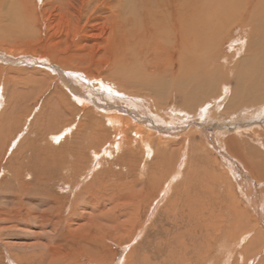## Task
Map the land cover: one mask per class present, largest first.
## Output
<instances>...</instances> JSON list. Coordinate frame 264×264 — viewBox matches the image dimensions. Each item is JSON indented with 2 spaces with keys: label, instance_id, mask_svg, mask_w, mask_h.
<instances>
[{
  "label": "bare ground",
  "instance_id": "6f19581e",
  "mask_svg": "<svg viewBox=\"0 0 264 264\" xmlns=\"http://www.w3.org/2000/svg\"><path fill=\"white\" fill-rule=\"evenodd\" d=\"M53 1L54 5H52L51 2L50 5L54 7L56 11H62L71 16L73 15L78 20L83 16L92 14H94V18H105V21L103 23L106 24L107 31L106 29L104 30L106 32V37L103 41H105V44L108 46L107 49L103 51L104 54H106L105 56L107 58V61H105L108 65V67L106 68L107 72L105 74L107 75V73H109V77L111 76L110 78L117 83V86L122 90V92H128L127 94L131 93L132 97H127L129 98L127 100L121 99V101L118 102L117 100L112 99L107 100V97L106 99H104L105 101H101L98 103L94 102L95 113L103 116L105 118V123L107 124L106 125L103 123V125H110L112 129L114 137L111 140L105 138V132L100 128L99 124V127L97 126L98 129L94 134L96 135L95 137H93L92 135L95 128L92 132H85L87 134V138L91 137L92 135L93 139L95 138L94 141L90 143L87 142L86 145H81L80 143H78L76 150H74L75 152H72L74 155L69 156V158L65 156H59L58 154H56L57 152L51 153L53 154L52 156L47 157L46 154V157L43 156L40 158L38 156L34 157L32 153L23 154V151L21 152V160L19 164L16 165L17 167L15 169L11 168V164L7 163H4L3 167L0 162V169L5 173H10L12 177L11 182L15 184L14 186L17 185L18 188H20L23 192L22 194L18 193L14 195V193L12 195L11 186L5 188L6 190L0 191L1 194H3L1 197L2 199H0L1 204L4 202L7 203V200H10L11 198H8L10 195L15 196L14 198L16 199L15 201L11 200L13 201L14 204H12L14 206L9 204L4 208L6 211L5 215L3 214V211H1L4 209H0V221L16 222L17 219L19 220L22 218L25 219V222H27L28 219L30 221H33L32 223L38 220L41 224H43L46 220L51 221L49 215L47 214V209H49L52 213H57L58 211L56 210V208L59 207V204L60 207L64 205V203L61 201L63 199L62 195L61 197H56L51 190V186L56 183H58L59 185L61 184V187L59 188L60 190H62L63 196H66L67 194L71 195V201L72 203H74V206L75 204L82 203L86 204L89 207L91 206V209H94L93 212L91 211L90 213H88L89 216L85 221L86 223L83 224L87 225V227H90L89 230H91V234L89 233L90 239L85 238L88 240L87 244L89 246L88 248L90 252L86 251L87 256L85 255L84 251L83 254L88 258V260H90L94 264H97L96 262L104 261V249L107 250L106 247L108 248L109 242L123 243L122 240L124 239H128V241L130 242L136 240L138 234L133 237L134 232L137 231L135 226L140 225L141 227L142 221L140 220L139 214L140 212H142L143 206L150 205V203L153 202L152 192L154 188L152 182L155 179L154 174H157L158 181H160L163 176V179L165 178L166 180L163 188L165 189V192H168V189H173L174 182L179 178L180 180H182V184H184L186 180V186L183 189L177 188L178 190L186 191L185 197H182V199L179 200L186 205L183 204L180 210L176 208V210H174L173 207L176 206V202L173 201L163 212L166 220L168 221V224L176 226L186 225L183 233L178 234V241L182 242L190 235L192 236L191 239L196 240V242H193L192 245L194 246V249L196 250L198 255L199 260L197 259V262H206V260L204 259L208 256L209 252H211L212 249L214 250L216 248H219V251L217 249L218 254L213 257V259L217 258V256L220 258L222 254H226L228 258L222 260L223 256H221L222 261L219 259H215L218 262L214 263H231V259H229V256L233 253L232 251L234 250L236 245L241 247V244H243L239 242L238 239L235 241L233 236L236 237V235H240L241 238L242 235L243 240H245L249 235L250 237L248 238L247 242L245 241L247 243H245L246 246L239 249L240 255H244L242 257L243 259L241 258L242 263H239H254L255 260L253 258H249V256L254 250H256V241H258L259 239L257 235V225L254 223H250L248 215H246L244 211L241 210L242 208L238 202L239 198L237 199L236 197L237 194H235L232 190L233 188H235V186L238 187L246 202L251 205L254 204L255 206V203H253V196H251L255 194L252 191L254 180H252L251 178L264 177V144L261 141V139L263 138H260L261 136H264V131L262 129V131L256 130L254 132L248 130L249 132L245 133L246 135L244 138L243 136H241L243 135L241 132L236 133L237 135L233 137L230 136L231 134L229 135L230 137H228L227 135L228 138H225L226 136L220 134L219 137L218 135L215 136L213 134L210 136V134H207L203 129L202 131L198 130L200 136H202V138L200 139L193 138L192 130L189 132L186 131L187 133H185L184 135H179L178 137L171 138V136H174L173 134H170V137L164 136L161 133L158 134V132H150L148 128L146 129V127L144 128L143 126H147V122H161L159 124H164L165 120H163L164 118L162 117V113L157 108L160 107L162 103L166 104V102H169L166 99V96L168 95H171L174 101H177L175 105V108L177 110L175 112L179 114L178 117L180 118V120H186L188 116H192L196 112H199L202 117H204L205 115H210L212 112L211 106H214V104H218V106H221V108L225 110H231V108L236 107L235 105L239 103L236 102V95H238L237 100L241 99V97H245L246 103L252 102V105L261 103V101L263 100V98L261 100V97L264 93V0H139L141 2L129 4L130 7L128 3H126L127 0H123L124 3H119V1L116 3L114 2V0ZM136 4H139V6L137 7ZM39 6V1L36 0H0V35L2 34L0 37L5 40L6 38L4 37V33L13 38L17 36L21 37L20 32H25L26 34L30 31V33H32L34 31L32 27L34 26H36L37 29H40L41 25L44 24V20H42L41 22L39 21L37 9H39L40 13L43 14V11H45L46 8L43 7L42 9ZM2 12L8 14L10 20H5V16H3ZM38 34L40 33L37 32V35ZM234 40H238V43L236 44H239V46L235 50L236 54H241L243 51L245 53L243 54L244 58L238 60L241 65H245L244 69L240 68L243 70V78L244 80H246V82H244L245 85L243 82H239L237 80L238 77H236L234 81H231V78L229 77L230 70H228L230 68L227 69L228 71L225 72L226 74L224 73L226 77L225 82L221 79L223 77L218 76L217 72L214 75L212 74L213 72H209L210 74L208 75H204L202 72L201 74H203V77L200 76V79L192 76L193 70L197 72L199 68L201 69V67L203 66L206 67L208 63L210 64L213 59L215 60V58H218V56H222L223 49L227 44L231 43ZM104 54H102L103 57H105ZM52 56L53 59L54 57L63 59L64 63L66 64H70V60H73L72 58H70L71 56L66 53H64L63 55L54 53V55ZM100 57L102 56L98 55V58ZM250 59L252 60L251 63L247 64L249 62L247 60ZM98 67L96 66V69L98 71L101 69L103 72H105V69H102L103 67ZM148 69H150V73L147 74L146 77ZM74 74L78 73H73L71 76H73ZM2 75L3 74L0 73V80L1 78H4L3 83H1L0 81V104L2 103L3 99V88L4 86H8L9 81L11 80L10 85L12 87L13 94V96H11V102H13L14 99H16L18 104H21L22 102L21 105H25L24 107H26L25 116L28 117V114L32 111V107L30 106L31 104L29 105L30 102L27 103L28 98L30 97L28 94L32 95L29 87L30 85L32 86V88H34L33 86H37L34 83H30L29 76L32 75H25L23 77L20 76L21 74L11 75V77ZM36 79L41 80L43 78L40 77ZM219 79L222 82H220ZM69 80L70 79H65L64 84L72 93L76 87L71 82H68ZM216 82L218 86H220V92L214 90L217 87ZM19 84H21V86H19ZM142 88L146 89L144 91V98H146V95L148 94L154 95V100L153 102H151L153 104L152 106L144 104L145 100L143 98H139L141 94H143L141 93ZM45 90H47V86L42 89L40 88L39 93L38 91H36L37 94H34L35 104L39 102V100H42V94ZM200 90L201 92L198 93V91ZM104 94L106 93L104 92ZM111 94L115 95L113 93ZM136 94L139 95L138 98H134L136 97ZM206 96H209L211 98L210 102L209 100H205ZM77 99L80 98L77 97ZM158 101L161 102L158 103ZM84 102L83 105H80V109L82 112L81 117H87L88 115H90L89 118L91 120V124L94 125V119L98 115L96 116L95 113L90 108H88V106L85 105ZM56 105H58V107H55L57 109L60 108L61 110H63V113L65 109L68 110L67 103L65 102V99L63 97L57 96ZM10 106L14 107L12 103H10ZM143 106H146V108ZM154 106H156V108ZM113 108H119L120 111H123L124 113L127 112L129 114V117L124 118L119 113V115H117V113H111L112 111L110 112V109ZM14 110H11L10 112L8 111V114L7 112L4 113H6L8 116L9 114H13V112H16V109ZM240 110L241 109H239V111ZM253 112L255 113H253L254 116H256L257 118L260 113L264 112V110L260 109L259 111L255 110ZM144 115H146V118L144 117ZM135 117L143 119L142 121L141 119H139L143 126L131 125V121L133 120L132 118ZM167 117L169 119V116ZM100 120L101 119H98V123L100 122ZM238 121H241V119H239ZM141 123L139 122V124ZM65 126L66 128H64V130H59L60 132L55 130L51 133V135L53 136V139H51L53 141L52 145L59 140L61 142V139L64 138L63 136H69L73 133V131L77 129L81 130L85 127L84 123L80 122L79 120L76 122L73 121L72 123L66 124ZM164 126L168 127L167 125ZM87 130L89 129L87 128ZM85 133H83L84 137L86 136ZM10 135H12V132L10 133ZM237 139H240L239 142ZM7 140L12 141V139L10 138ZM154 141L156 142L158 148H162V154L164 155V157L162 155V161L159 160V165L157 164V161L156 164L154 163L155 165H157V171L152 174L149 173L147 178L142 182H139L136 176L132 179L130 178L127 181H122L120 177L123 174H134L133 168L135 167V165L138 168V165L134 162L133 163L135 165H133L131 161H128L126 163L124 162V160H122V166L129 165L128 170L124 172H114V169L112 170L114 161L120 160L116 155H113V157L115 156V159L113 157L112 159H110L111 153L118 154L120 151H123V155L129 154L130 156L136 158L135 155L137 154L138 156V152L135 153L136 150H134V147L137 146V149L140 152L144 151L146 155L150 157L154 155L155 157V149L158 148L155 147L154 149ZM218 142H225L224 145L226 147V150L223 147V162H225V165L223 166L218 164V159H215L214 161L212 156H210V153L206 152V146L211 143L212 148L218 149ZM81 143H83V141ZM50 145L51 144H49L48 146L47 143L49 149L52 150L51 148L53 146L51 145L50 147ZM254 147L256 149H253ZM261 147H263V150L261 149L259 153L257 149ZM22 148V146L20 148L18 147V150L20 151ZM84 152H89V159L85 158ZM181 153L183 155L181 156V163L176 167L174 165L178 163V157ZM160 154L158 156H161ZM164 160L168 161V163L164 162ZM87 161H89L88 164L85 163ZM118 161L115 164L116 166L120 164ZM142 161L144 162L145 160ZM105 162L109 164L106 168ZM37 163H39V165ZM191 163H195L196 166L198 165L200 167L201 173H196L194 168L191 169L192 167L189 165ZM154 164H152L151 167ZM171 164L174 167L170 166ZM187 164L188 169L186 170L184 168ZM144 165L145 164H142L141 167L144 168ZM242 166L243 172H240V168ZM110 172L112 173V175H114V177H112V175L109 176ZM167 172L170 173L168 175L169 177H165L167 175ZM6 178L7 176L3 177L2 179L0 177L1 182L7 180ZM126 178H128V176ZM192 181H194L195 184H191L190 182ZM42 184L43 186L41 187ZM192 185H196L194 190L192 188V190L194 191L193 194H191L192 192L189 189V187H192ZM215 186L220 190L219 192H217V194L214 192ZM25 187H28V190L24 189ZM175 191L177 190L175 189ZM187 191L190 193V195L187 194ZM204 193L207 195L206 199H204ZM181 194L184 195V192ZM257 199H259V197ZM257 199L256 202H258V205H256L254 209L257 211V214L263 215L264 205L262 201H264V198L260 197L258 201ZM67 201L69 202L70 199ZM99 204H102V206ZM155 204H157V202ZM260 204L262 205L260 206ZM41 206H47V209H42L40 212L35 210V212L33 211L35 207L37 208ZM239 206L241 209L239 208ZM60 207L59 209H61ZM28 209H32L33 213H30L29 215ZM184 209H186L188 212L184 213ZM27 210L28 212H26ZM116 210H118V213H115L117 212ZM179 211L180 216L176 214L179 213ZM111 213L116 217L112 218V222L108 225L106 218H108V215H111ZM220 213L226 214L228 218L226 217V215H224L225 218H222V216L220 217ZM179 221L181 225L178 224ZM225 221H227L228 223L227 228L225 225ZM52 223L54 224V222ZM85 227L86 226H83V228ZM192 227L195 228V231H200V234H195V231L192 229ZM79 230L80 226H77L73 229V232L76 233ZM52 231H56V227H53ZM184 234L185 238L183 237ZM71 238L73 237L71 236ZM76 238L77 240H81L80 236H76ZM212 240L213 244L210 242ZM217 241H223V243L218 245L217 243H215ZM225 243H227L228 246H225ZM239 243L241 244L239 245ZM186 244L185 242H183L180 245L182 247ZM34 247H36L35 249H43V251H40V257L41 255L47 257V253H43L44 250L46 252L47 248L50 249L53 246L51 245V243L49 244V246H47L46 243L38 244ZM226 247H229V249L233 250L229 252V249L227 250ZM53 248L56 251V248ZM186 248H188V244L186 245ZM30 251L31 250H29V252ZM53 254L54 253H51V257H49L51 258L50 260L53 264H57V262H59V264H70L67 261L65 263H61L64 255L60 257L58 256V258H56L52 257ZM17 255L15 254V256ZM23 255L22 257H24ZM53 256H55V254ZM36 257L38 256H33L34 260L37 259ZM28 258H30V256H28ZM20 259L19 257L17 258L18 263L20 262ZM34 260L32 261V263L35 262ZM186 260L188 259L186 258ZM21 261L23 262V260ZM124 261L126 262V259L123 256L121 261H118V263L120 262V264H124ZM32 263L30 262V264ZM37 264H46V260H41V263L38 262Z\"/></svg>",
  "mask_w": 264,
  "mask_h": 264
},
{
  "label": "rangeland",
  "instance_id": "374dc122",
  "mask_svg": "<svg viewBox=\"0 0 264 264\" xmlns=\"http://www.w3.org/2000/svg\"><path fill=\"white\" fill-rule=\"evenodd\" d=\"M36 1H39V4H40L39 7L40 8L43 9V7H44V8H46L45 11H47V12L43 11L44 12L43 13L44 15H43L40 13L39 9H37L39 21L41 22L42 20H44L43 21L44 24L41 25V28L37 29V27L34 26V27H32L34 30L32 33H30V31L26 34H25V32H20L21 37H19V36L14 37V38L9 37L6 33H4V37L6 38L5 40L2 37H0V56L2 57V58L0 57V71H2L0 73H2L6 77H11V75H19V74H21L20 76L23 77L25 75L31 74L33 77L29 76L30 83H32V84L34 83L35 85H37V86H33L34 88H32L31 85L29 87L32 95L28 94L30 97L28 98L27 103L30 102L29 105L31 104L30 106L32 107V111L28 114V117L25 116L26 107H24L25 105H21L22 102H21V104H18L16 99H14V98H13L14 101L11 102V98H12L11 96H13L12 87L10 85L11 80L9 81L8 86H4V88H3V99H2V103L0 104V126H1L0 127V135H1L0 136V162L2 165L4 163L11 164V168H14V169L17 167L16 165L19 164L21 157H22L21 152H23V151H24L23 154H29V153L31 154L32 153L34 157L38 156L40 158L43 156L46 157V154H47V157L52 156L53 154H51V153H56V152H57L56 154H58L59 156H65L67 158H69V156H73L74 155L73 153L75 152L74 150H76L78 143H80L81 145H86L87 142L90 143V142L94 141L95 138L93 139V137L96 136L94 134H95V132L99 126L101 129L104 130L105 138L111 140L114 137L113 136L114 134L112 133V129H111L110 125L106 126L107 124L105 123V118L103 116H100L97 113H95L94 102L98 103L101 101H105L104 99H106L107 97H108L107 100L112 99V100H117V102L121 101V99L127 100V99H129L127 97H132L131 93L127 94L128 92L127 93L122 92V90L117 86V83L114 82L110 78L111 76L109 77V75H108L109 73H107V75L105 74L107 72L106 68L108 67L107 62H106L107 58L105 56L106 54H104V52H103L108 47L105 44V41H103V40H105V37H106V35H105L106 32L104 31L106 29V24L103 23L105 21L104 20L105 18H103V17L102 18L101 17L100 18H98V17L94 18V14H92V15H88V16L87 15L83 16L81 19L78 20L73 15L71 16V15H68L67 13L62 12V11H56L54 9V7H52L50 5V2L52 5H54L53 0H50V1L49 0H46V1L45 0H36ZM118 1H119V3H124L123 0L122 1L121 0H114V2H116V3ZM143 1H145V0H143ZM147 1H149V0H147ZM135 2L139 3L141 1H139V0H127L126 1V3H128V5L134 4ZM136 5H137V7L139 6V4H136ZM129 7H130V5H129ZM2 14H3V16H5V20L6 19L10 20V17L8 14H5L3 12H2ZM3 16H2V18H3ZM94 24H96V25H94ZM106 31H107V29H106ZM37 32L40 34L37 35ZM22 36L24 39L26 37V39L24 40L22 38ZM237 41L238 40H234L231 43L227 44L226 47L223 49L222 56H218V58H215V60L213 59V61H211L210 64L209 63L207 64L208 66L206 65V67L203 66V67H201V69L199 68V70L197 72H195L193 70L192 76L200 79L201 78L200 76H202L203 74L208 75V74L213 72L212 74L214 75L217 72L218 76L223 77L221 79L225 82V79H226V77H225L226 73L225 72L230 70V76L229 77L231 78V81L232 80L234 81L235 78L238 77L237 80L239 82H243V83L246 82V80H244V78H243L244 74L242 73L243 72L242 69L245 68L244 67L245 65H241L238 62L239 59L244 58L243 54H245V53L243 51L241 54H236L235 50L239 46V44H236V43H238ZM233 44H235V45H233ZM54 53L55 54L58 53L59 55H63L64 53H66L69 56H71L70 58H72L73 60L72 61L70 60V64H66V63H64V60L61 58L54 57V59H53L52 55H54ZM102 54H104L105 57H103ZM98 55L102 56V57L98 58ZM31 59H34V60H31ZM98 59H99V61H98ZM247 61H249L247 63V64H249V63H251L252 60L250 59ZM219 62L222 64H220ZM97 64H99V65H97ZM105 65H107V66H105ZM96 66L97 67L98 66L103 67L102 69L103 70L105 69V72H103L101 69H100L101 71L100 70L98 71L96 69ZM217 68H218V70H217ZM228 68H230V69H228ZM240 68H242V69H240ZM98 69H99V67H98ZM77 71H79V72H77ZM218 71H219V73H218ZM101 72H103V73H101ZM202 72H203V74H201ZM205 72H206V74H205ZM71 73L72 74L78 73V74H74L73 76H71L72 75ZM144 73H146V72H144ZM149 73H150V69L147 70L146 77H147V74H149ZM35 77L36 78L42 77L43 79L39 80V79H36ZM3 79L4 78H1V80H0L1 83H3ZM65 79H70L71 81L69 80L68 82H71L76 87L72 93L70 90H68V87L65 86V84H64ZM36 80H38V81H36ZM42 80H44V81H42ZM91 81H92V84H91ZM219 81L222 82L220 79H219ZM39 82H41V83H39ZM216 84H217V82H216ZM100 85H102V86H100ZM109 85L111 88L109 87ZM244 85H245V83H244ZM19 86H21V84H19ZM46 86H47V90L44 91V93L46 92L45 94L44 93L42 94V96H43L42 100H39V102H37L35 104L34 94L36 95L37 94L36 91H38V93H39L40 88L42 89ZM216 86L218 88L216 87L214 90L219 91L220 86H218V84ZM112 88H113V90H112ZM145 90H146L145 88L141 89V93H143V94H141V96L139 98L140 99L143 98L145 100L144 104H148L149 106H152L153 104L151 102H153V100H154V95L148 94V95H146V98H144V95H145L144 91ZM104 92L106 94H104ZM199 92H201V90L198 91V93ZM111 93H113L115 95H112ZM57 96L63 97L65 99V102L67 103V107H68L67 109L68 110L65 109L64 113H63V110H61L60 108L57 109L55 107V106L58 107V105H56ZM138 96L139 95L136 94V97H134V98H138ZM77 97H79L80 99H77ZM208 97L209 96H206L205 100H209V102H210L211 98L210 97L208 98ZM100 98H101V100H100ZM227 98H228V96H227ZM237 98H238V95L235 96V99H236V102H239V103L237 105H235L236 107L231 108V110H227V109L225 110V109L221 108V106H218V104L217 105L214 104V106H211L212 112L210 115H205L204 117H202L199 112H196L195 114L192 115L193 117L188 116L189 118L187 117L186 120L185 119L180 120V118L178 117L179 114H177L175 112L177 110L175 108L177 101H174L172 96L168 95V96H166V99L169 102L168 103L166 102V104L162 103L160 105V107L157 108L162 113V117L164 118L163 120H165L166 124L164 121H163L164 122L163 125L159 124L161 122H159V123L147 122L146 123L147 126L145 124H144L145 126H143V124L141 123V121L143 119L139 118V117H135L137 119L132 118L133 120L131 121V125H136V126L142 125L144 128L145 127H146V129L148 128V130L150 132H154V133L158 132V134L161 133L164 136H169L170 134H173L174 136H171V138L172 137H178L179 135L180 136L184 135L185 133H187L186 131L189 132L192 130L193 138L200 139V138H202V136H200L198 130L202 131L203 129L206 131L207 134H210V136L213 134L215 136L218 135V137H219V134H220V135L226 136L225 138H228L230 136L233 137V136L237 135L236 133H238V132L239 133L241 132L243 134L241 136H243V138H244L246 135L245 134L246 132H249V131L254 132L256 130L257 131H262V130L264 131V112L260 113L257 118H256V116H254L255 113L253 112L255 110L259 111L260 109L264 110V101H263L264 100V93L262 94V97H261V100H262V98H263V100L261 101V103H258L256 105H252V102L246 103L245 97H241V99H238V100H237ZM130 99H132V98H130ZM79 101H80V103H79ZM14 102H15V104H14ZM83 102L85 103V105L88 106V108H90L95 113L96 116L98 115L94 119V125L91 124V120L89 118L90 115H88L87 117H85V116L81 117L82 112L80 109V105L81 104L83 105ZM159 102H161V101H158V103ZM10 103H12L14 105V107L10 106ZM15 106H17V107H15ZM20 106H23V107H20ZM18 107H20V108H18ZM143 107L146 108V106H143ZM154 107L156 108V106H154ZM14 109H16V112H13V114H9L7 116L8 111L10 112L11 110H14ZM118 109L119 108L110 109V112L112 111L111 113H113V114L117 113V115L120 114L124 118L129 117V114L127 112L124 113L123 111H120V109L119 110ZM138 109H139V107H138ZM239 109H241V110L239 111ZM115 111H117V112H115ZM226 111H228V112H226ZM4 112H7V114ZM237 112H239L240 114ZM126 113H127V115H126ZM247 114H248V117H247ZM166 115L169 116V119ZM144 117L146 118V115H144ZM78 118H80V119H78ZM97 118L101 119V120L103 119L102 124H101V120L98 123ZM230 118H231V120H230ZM139 119H141V121ZM239 119H241V121H238ZM78 120L80 122L84 123V125H85L84 129L85 130L84 129H81V130L77 129L78 131L77 130L73 131V133L71 135L63 136L64 138L61 139V142L59 140L55 144L53 143V145H52L53 141L51 139H53V136L51 135V133L53 131L64 130V128H66V126H65L66 124L72 123L73 121L76 122ZM139 122L141 124H139ZM103 123L106 125H103ZM252 123H253V125H252ZM164 125H167L168 127H166ZM87 128L89 130H87ZM175 128H178V129H175ZM93 129H94V132L92 133L93 137L91 135V137L87 138L86 133L92 132ZM170 129H171V132H170ZM231 129H233V130H231ZM181 130H182L183 134H182ZM11 132H12V135H10ZM231 132L234 134H232ZM83 133L86 134L85 137L83 136L84 135ZM130 135H131V133H130ZM227 135H228V137H227ZM11 136H12V138H11ZM82 137H83V139H82ZM9 138L12 139V141L7 140ZM84 138H85V140H84ZM86 138H87V140H86ZM260 138H263V139H261V141L264 144V136H261ZM96 139H97V137H96ZM239 140H238V142H239ZM80 141L81 142L83 141V143L84 142L85 143L83 144ZM23 142H24V144H23ZM47 143H48V146H49V144H51L53 146L51 148L52 150L49 149V147L47 146ZM224 144H225V142H220V143L218 142L217 143V145L219 146L218 149L212 148V143L208 144L206 146L207 147L206 152L210 153V156H212L214 161H215V159H218V164L221 166L225 165V162H223L224 161L223 160L224 148L226 150V147ZM28 145H31V146H28ZM51 145H50V147H51ZM21 146L23 148L19 151L18 147L20 148ZM46 147H48V148H46ZM155 147L158 148V146L156 145V142L154 144V149H155ZM255 147L253 149H256ZM159 149L161 150L162 148L155 149V153H156L155 157H154V155H152V157L146 155V153H144V151L140 152L137 149V146L134 147V150H136L135 153L138 152V156H137V154L135 155L136 158L130 156L129 154L123 155V151H120L118 154L117 153H111L110 159H112L113 155H116L118 157V159L120 160V161L117 160L120 163L117 166L115 165L117 163V161H114V165L112 166V170L114 169V172L115 171H123V172L127 171L129 168V165L122 166V163H123L122 160H124V162H126V163L128 161H131L132 163L134 162L135 164L138 165V168H137L136 165L133 163V165H135V167L133 168L134 174H123L120 177V179H122V181H127L130 178L132 179L133 177L136 176L138 178V181L142 182L143 180H145L147 178L149 173L152 174V173H155V171H157L156 170L157 165H155L156 161H157V164L159 165L160 161H162V159L164 157V155L162 154L163 153L162 150L160 151ZM261 149L263 150V147L257 149L259 151V153H260ZM38 150H39V152H38ZM219 152H221V153H219ZM159 154L161 156H158ZM84 155H85L86 159H89L88 158L89 152H87V153L84 152ZM162 155H163V157H162ZM181 156H183L182 153L179 154L178 161H177L178 163L176 162L177 164H175L174 166L177 167L178 165H180L181 160H182ZM160 157H161V159H160ZM113 158L115 159V156ZM195 158H197V157H195ZM195 158H194V160H195ZM142 160H145V161L143 162ZM109 162H110V160H109ZM164 162L168 163V161H166V160H164ZM85 163L88 164L89 161H87ZM105 163H106V165H105V168H106L109 164L107 162H105ZM151 163L152 164L155 163L153 165L154 167L153 166L151 167V165H152ZM37 164L39 165V163H37ZM142 164H145L144 168L141 167ZM172 164L170 166H172ZM38 165H37V167H38ZM189 165L192 167L191 169L194 168L196 173L197 172L201 173L200 167L198 165L196 166L195 163H191ZM174 166H172V167H174ZM187 166H188V164L185 166L184 169L187 170L188 169ZM3 167H4V165H3ZM170 172H172V171H170ZM240 172H243V166L240 168ZM9 174L10 173H8V172L5 173L4 171H2L0 169L1 179L3 177L7 176V178H6L7 180H5L3 182H1V179H0V191L6 190L5 188L11 186L12 192H13V193L11 192L12 195L14 193H15L14 195H16L18 193L22 194L23 193L22 190L20 188H18L17 185L14 186L15 184L11 182L12 177H11V174L10 175ZM23 174H24V172H23ZM169 174L170 173L167 172V175L165 177H169L168 176ZM111 175H112V173L110 172L109 176H111ZM127 176H128V178H126ZM112 177H114V175H112ZM154 177H155V179L152 182V185L154 188L153 192H152L153 202L150 203V205L143 206L142 212H140V214H139V217H140V220L142 221V224H141V227H140V225L135 226L137 231L135 230L136 232H134L133 237H135V235L138 234L136 237V240H134L133 242H130V241H128V239L127 240L124 239V240H122L123 243L109 242L108 248L106 247L107 250L104 249V254H103V255H105L104 261L96 262V263L97 264H101V263L102 264H117L118 261H121L123 256L126 259V262L124 261L125 262L124 264H189V263L190 264H196V263H198V264H210V263L215 264L214 262H218L215 259L221 260V258H222L221 256H223L222 260L225 258H228L226 254H222L221 256L219 255L220 258L217 256V258L213 259V257H215L218 254L217 249L219 251V248H216L214 250L212 249L211 252H209L208 256L205 257L204 260H206V262L203 261L201 263L199 261L198 262L196 261L198 259V255H197L196 250L194 249V246L192 245L193 242H196V240L191 239V237H192L191 235L188 237L186 236L187 238H185V234H184L183 237L185 238V240H183L182 242L178 241V234L183 233L184 229L186 228V225H182V226L177 225L176 226V225L168 224V221L166 220L164 212H163L165 209L168 208L169 204L172 203L173 201L176 202V206L173 207L174 210H176V209L180 210L182 208V205L185 204V203L180 202L179 200L182 199V197H185L186 191H181V190H178L177 188L183 189L186 186V180H185L184 184H182L183 182L179 178L178 180H176L174 182L173 189L172 188H171V190L168 189V192H165V189H163L164 184L166 182L165 178L163 179L164 176L160 179V181H158V178H157L158 175L157 174H154ZM251 179L254 180L253 181L254 186H252V185L251 186L253 187L252 191L255 193L251 196H253V199H254L253 203H255V206H256V205H258V202H256V199L258 197H259V199H260V197L264 198V177H261V178L260 177H253ZM190 183L195 184L194 181H192ZM58 185L59 184L56 183L53 186H51L52 187L51 190L56 197H61V195L63 197V199L61 201L64 203V205L62 207H60V204H59V207L61 209H59V207L56 208V210L58 211L57 213L50 212V210L47 209V206H41V207H37V208L35 207V209H33V211L35 210V211H39V212L42 209H47V214L49 215L51 221L46 220L43 224L39 223L38 220H36V221H34V223H32L33 221H30L29 219L27 222H25V219H23V218H22L23 220L17 219V221H16L17 223L12 222V221H10V222L0 221V232H1L0 233V264H8V263L9 264H21V263L22 264H30V262L32 263V261L34 260L33 256L34 257L38 256V257H36L37 259L34 260L35 262L32 264H37L38 262L41 263V260H46V264L47 263L53 264L50 260L51 258H49V257H51V253H54L55 256H53L54 255L53 254L52 257H56V258H58V256L60 257V256L64 255L61 263H63V262L65 263L67 261L70 264H94L93 262L88 260V258L86 257L87 256L86 251L90 252V250L88 248L89 246L87 244L88 243L87 239H90L91 230H89L90 227H87V225H83L84 223H86L85 221H86L87 217L89 216L88 213H90L91 211L93 212L94 209H91V206L89 207L86 204H82V203L81 204H75V206H76V208H75L74 203H72V201H71L72 196L68 195V194L66 195L68 197L63 196L62 190H60V188H59V187H61V184L59 186ZM42 186H43V184L41 185V187ZM195 186L196 185H192V187H189V189L192 192L191 194L194 193L193 190H194ZM192 188H193V190H192ZM217 188L218 187H216V186L214 188V192L216 194H217V192L220 191L219 188L218 189ZM24 189L28 190V187H25ZM175 189L177 191H175ZM232 191L235 194H237L236 197H237V199L239 198L238 202H239V205L241 206L242 209L240 208V206H239V208L241 210H243L246 215H248L250 223H254L257 225V235H258L259 239H258V241H256V246L259 248H257L254 245L256 250H254L250 254L249 258H253L255 260L254 263H252V264H264V256H263L264 254H262V253H264L263 252L264 251V212L262 211L263 215L257 214V211L254 209L255 208L254 204L251 205V204H248L246 202L245 198L242 196V193L239 191L238 187L235 186V188H233ZM183 192H184V195L181 194ZM0 194H1V192H0ZM187 194L190 195V193L188 191H187ZM2 195L3 194L0 195V199H2L1 198ZM12 195H10L8 197V198H10V197L11 198H10V200H7V203L4 201H3L4 203H2V204L0 203V209H4L9 204L10 205L14 204L13 201H15L16 199L14 198L15 196H12ZM204 195H205L204 199H206L207 195L205 193L203 194V196ZM192 197H194V196H192ZM69 199H70V201L68 202L67 200H69ZM103 199H102V201H103ZM259 199H257V201ZM11 200H13V201H11ZM0 202H1V200H0ZM156 202H157V204H155ZM262 202L264 205V201H262ZM99 205L102 206V204H99ZM106 205H108V204H106ZM261 205L262 204H260V206ZM244 207H245V209H244ZM104 209H106V208H104ZM28 210H29V212H28ZM28 210L26 212H28L29 215H30V213H33L32 209H28ZM185 210L186 209H184V213H187L188 211L187 210L185 211ZM1 211H3L4 215L6 214L5 209L1 210ZM69 211H71V212H69ZM116 211L117 212H115V213H118V210H116ZM176 214L180 216V211H179V213H176ZM224 215H226V214L220 213V217L222 216V218L223 217L225 218ZM108 216L109 217L106 219H107V222L109 225L112 222V218H115L116 216H113L112 213H111V215H108ZM226 217L228 218L227 215H226ZM255 217H257V218H255ZM106 219H102V220H106ZM52 222H54V224ZM11 223H13V224H11ZM178 224L181 225L180 221ZM67 225H69V226H67ZM82 225L86 226V227L83 228ZM225 225L227 228L228 227L227 221H225ZM77 226H80V230L75 233V232H73V229ZM53 227H56V231H52ZM192 229L195 231L194 227H192ZM63 231H65L66 233ZM63 233H65V234H63ZM198 233L200 234V231H198V230L195 231V234H198ZM81 234H83V235H81ZM85 234H88V235H85ZM71 236L73 238H71ZM76 236H80L81 240H79V239L77 240ZM249 237L250 236L248 235L247 238L245 240H243L242 235H241V238H240V235H236V237L233 236L235 241L238 239V241L243 243V244L239 243V245L240 244L242 245L241 247L236 245V247L234 248L235 251L233 249H229V247H226L227 250L229 249V252L233 250L232 252L235 253V254L232 253L231 254L232 256L231 255L229 256V259H231L230 260L231 263H233V264L234 263L235 264L242 263L241 258L244 255H242V254L240 255L239 249L244 248L246 246V244H247L246 242H247ZM85 238H87V239H85ZM55 239H56V241H55ZM82 239H84V240H82ZM75 240L79 241V242H76ZM45 242L47 243V246H49V244L51 243V245L56 248L57 252L55 251V249L53 247H51L50 249L47 248L46 252H45V250L43 252L44 254L47 253L46 254L47 257L43 256V255H41V257H40V254H41L40 251H43V249L37 248L38 249V251H37V249H35L36 247H34V246L38 245V244H46ZM183 242H185V244L186 243L188 244V248H186L187 244L185 246L181 247L180 244H182ZM210 242L213 244V240ZM215 243L220 245L221 243H223V241L222 242L217 241ZM174 244H175V246H174ZM20 246H21V248H20ZM71 246H73V247H71ZM170 246L172 247V249ZM225 246H228L227 243H225ZM31 247H32V249H31ZM212 247H214V246H212ZM27 249H29L31 251L29 252V250H27ZM24 250H26V251H24ZM83 251H84L86 256L83 254ZM31 252L33 253V255ZM13 253H14V255H13ZM15 254L16 255L18 254V255L15 256ZM19 254H22L24 257H22V255H19ZM35 254H37V255H35ZM129 255H132V256H129ZM28 256H30V258H28ZM16 257L17 258L19 257V259L22 257L20 259L21 263L17 262L18 260ZM260 257H262V258H260ZM186 258L188 260H186ZM21 260H23V262ZM27 260H29V261H27ZM231 263H229V264H231ZM57 264H59V262H57ZM118 264H120V262Z\"/></svg>",
  "mask_w": 264,
  "mask_h": 264
}]
</instances>
